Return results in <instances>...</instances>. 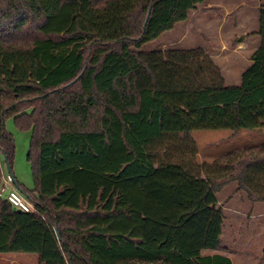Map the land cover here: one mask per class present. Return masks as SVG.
<instances>
[{"label": "trees", "instance_id": "obj_1", "mask_svg": "<svg viewBox=\"0 0 264 264\" xmlns=\"http://www.w3.org/2000/svg\"><path fill=\"white\" fill-rule=\"evenodd\" d=\"M262 1L260 44L229 85L201 47L141 49L203 0H0V152L11 170L7 117L30 130L33 186L12 178L34 205L14 209L0 196V254L231 264L201 253L222 248L216 194L232 180L264 200V155L239 156L219 179L156 164L149 147L180 131L264 127Z\"/></svg>", "mask_w": 264, "mask_h": 264}, {"label": "rangeland", "instance_id": "obj_2", "mask_svg": "<svg viewBox=\"0 0 264 264\" xmlns=\"http://www.w3.org/2000/svg\"><path fill=\"white\" fill-rule=\"evenodd\" d=\"M237 3V9L228 17L241 19L239 23L248 32L258 27V7L262 0H203L196 6L194 12L186 20L176 22L169 30L163 31L157 38L144 43L141 49L193 48L201 47L205 54L219 68L225 84H238L242 71L251 63L252 53L245 57L231 58V52L226 51L235 41L242 38V30L228 27L231 18L224 21L223 28L219 23L226 9H232ZM219 5V6H217ZM245 25V26H244ZM224 38L223 46L219 36ZM237 35H241L240 37ZM252 32L247 33V36ZM256 39L260 44V37ZM251 37V36H250ZM252 41V43H253ZM220 43V44H219ZM199 44V45H198ZM209 50V54L206 52ZM224 53H219L220 51ZM214 53L222 54L226 64L215 63ZM224 54V55H223ZM218 56V55H217ZM227 57V58H226ZM228 63V64H227ZM228 68L225 70L224 68ZM224 75V76H223ZM5 128L9 131L15 143L14 158L11 172L15 179L27 188H32L33 180L31 164L27 159L30 144V130H20L14 125L12 117L5 119ZM264 140V127L258 129H198L169 133L155 140L149 147L152 160L160 162H175L200 174L221 177L234 166L237 158L242 155H258L262 151L258 147ZM2 174H8L6 164L0 152ZM223 177L219 178L222 179ZM224 179V178H223ZM217 205L221 207L223 225L220 249H204L205 253L219 252L227 255L233 264H264V200L249 197L243 189L237 188L235 181L224 184L217 192ZM0 264H38L36 253L12 252L0 254Z\"/></svg>", "mask_w": 264, "mask_h": 264}, {"label": "crops", "instance_id": "obj_3", "mask_svg": "<svg viewBox=\"0 0 264 264\" xmlns=\"http://www.w3.org/2000/svg\"><path fill=\"white\" fill-rule=\"evenodd\" d=\"M201 4H203V2H201L200 4H198L199 6L201 5ZM198 5H197V7H198ZM237 5V3L235 4V5H233V7H232V9L230 8V9H226L225 11H224V13H223V16H222V19H221V21H220V23H219V28L220 29H222L223 28V23H224V21H226V20H228V18H231L230 19V22H229V24H228V27L229 28H231V29H233L234 27H236L237 26V24H238V26L235 28V29H237V31H238V29H240L242 26L240 25V27H239V23H241L242 21H241V19L240 18H237V16H235V19H233L232 18V16H233V14L231 15V16H229L228 17V14H231L233 11H231V10H234V9H237L238 7L236 6ZM217 6H219V5H217ZM254 7L256 8V7H259V4H255L254 5ZM195 11V9L193 10V11H191V13L192 12H194ZM190 15V14H189ZM188 18V17H187ZM186 20V19H185ZM242 24V23H241ZM245 26V25H244ZM245 28L244 27H242L240 30H242V38H240L238 41H235L234 42V44L233 45H231V46H227V50L226 51H230L231 52V57L228 59L227 57V62H233L232 60H231V58L233 59V58H235V59H237V58H241V57H245V55H246V53L247 52H249V53H253L254 52V50L258 47V42H256V41H258L257 39H256V41H255V43H254V41H253V39L252 40H250V38H254L255 39V37H256V35H254V33H252V35H249V36H247V33H249V32H253V31H255L257 28H255V29H251V31H247V30H244ZM241 35H237V37L239 36H241ZM251 36V37H250ZM219 41L220 42H222L223 44V46H225L226 47V45H225V43H224V38L222 37V35H220L219 36ZM252 41H253V43H252ZM220 44V43H219ZM199 45V44H198ZM220 52L219 53H224V51H221V50H219ZM206 52L209 54L210 52H209V50L207 51L206 50ZM219 53H214V56H212L213 58H214V61H215V63H217V64H219L220 66H221V70L223 71V67L222 66H224L225 64H226V59H225V57H223L222 56V54H219ZM210 55V54H209ZM218 55V56H217ZM224 55V54H223ZM228 64V63H227ZM225 70H228L229 69V67L228 68H224ZM224 76V75H223ZM29 131V130H28ZM258 147L260 148V150L262 151L261 153H259L258 155H264V140H263V142L261 143V144H259L258 145ZM0 170H1V164H0ZM4 177V175L2 174V170H1V178H3ZM204 249H202L201 250V253L202 254H213V253H219V252H210V253H205L204 251H203ZM225 255V254H224ZM227 256V255H226ZM231 260V259H230ZM231 264H233L232 263V261H231Z\"/></svg>", "mask_w": 264, "mask_h": 264}, {"label": "built area", "instance_id": "obj_4", "mask_svg": "<svg viewBox=\"0 0 264 264\" xmlns=\"http://www.w3.org/2000/svg\"><path fill=\"white\" fill-rule=\"evenodd\" d=\"M0 196L5 198L14 209L34 210L33 202L15 187L9 174H6L1 180Z\"/></svg>", "mask_w": 264, "mask_h": 264}, {"label": "water", "instance_id": "obj_5", "mask_svg": "<svg viewBox=\"0 0 264 264\" xmlns=\"http://www.w3.org/2000/svg\"><path fill=\"white\" fill-rule=\"evenodd\" d=\"M147 16H148V13H147ZM146 16V17H147ZM5 164H6V162H5ZM6 167H7V170H8V174L10 175V177H11V179H12V181H13V184L15 185V181H14V179L12 178L13 176H12V173H11V170H10V168L7 166V164H6ZM15 187L18 189V187L15 185ZM19 191H21L20 189H18ZM22 192V191H21ZM23 193V192H22Z\"/></svg>", "mask_w": 264, "mask_h": 264}]
</instances>
